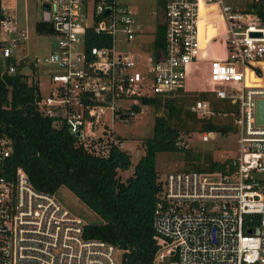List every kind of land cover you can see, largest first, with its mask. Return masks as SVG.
Masks as SVG:
<instances>
[{"label": "built area", "instance_id": "built-area-1", "mask_svg": "<svg viewBox=\"0 0 264 264\" xmlns=\"http://www.w3.org/2000/svg\"><path fill=\"white\" fill-rule=\"evenodd\" d=\"M36 1L42 5L40 21L51 26L55 38L54 49L34 62L55 67L48 73L49 93L39 92L36 103L52 128L65 126L96 153L107 145L123 146L102 122L106 113L111 126L129 124L137 114L134 104L142 112L140 99L176 96L194 68L206 62L212 86L206 93L230 106L217 114L232 120L238 153L225 173L172 171L158 178L154 263L264 264V121L258 123L257 113L258 103H264V0H166L163 46H155V29L148 73L137 69L134 51L119 48L141 34L130 6L116 0ZM218 31L226 55L208 58L204 42H213ZM0 33L6 37L0 41V60L6 62L28 33L4 10ZM89 33L108 35L110 46L87 47ZM16 70L8 66L9 74ZM190 112L204 119L216 115L209 100L195 101ZM100 125L103 136L94 138ZM201 138L208 142L214 133ZM176 146L189 149L183 135ZM11 154L10 138L0 135V264H121L122 250L86 239L87 222L56 194L36 190L22 168L9 172Z\"/></svg>", "mask_w": 264, "mask_h": 264}, {"label": "trees", "instance_id": "trees-1", "mask_svg": "<svg viewBox=\"0 0 264 264\" xmlns=\"http://www.w3.org/2000/svg\"><path fill=\"white\" fill-rule=\"evenodd\" d=\"M35 32L40 36L53 34L51 26L42 21L35 24ZM163 37L164 28L158 24L155 32L158 48L163 46ZM110 44L108 35L89 33L86 37L89 48ZM10 64L16 65L14 74L8 73ZM20 69L14 58L0 60V135H6L12 143V154L6 159L8 171L22 168L33 187L41 192L56 194L62 187L68 189L97 216V220L85 225L84 237L118 247L122 250L121 264H155L158 245L153 214L159 192L157 154L182 153L189 161L184 171L225 173L230 160L196 166L194 162L200 160V154L194 155L189 149L176 146L186 124L180 120L181 111L174 104L176 96L142 98L139 100L142 106L164 108L167 116H155L153 134L142 142L143 156L134 165L132 175L121 180L119 173L132 166L130 156L116 145H107L105 150L96 153L72 136L65 126L52 128L51 120L43 116L36 103L38 86L33 81L29 84ZM200 98L208 100L207 93H202ZM221 109L228 111L230 106L224 103ZM191 116L202 123V132L217 131L211 119L194 113ZM257 223L258 216H255L253 226Z\"/></svg>", "mask_w": 264, "mask_h": 264}, {"label": "rangeland", "instance_id": "rangeland-1", "mask_svg": "<svg viewBox=\"0 0 264 264\" xmlns=\"http://www.w3.org/2000/svg\"><path fill=\"white\" fill-rule=\"evenodd\" d=\"M119 4H127L131 6L135 14V19L138 26L145 23V17L140 13L137 15L136 6L142 7L145 4L148 6L150 2L152 7L157 6L158 0H116ZM156 3V5H155ZM161 8V7H160ZM160 8L158 7L159 11ZM0 10L11 14L16 20L26 28L28 33L27 41L20 44L14 51V55L20 60L18 64L21 66L20 72L28 77V82H36L40 95L42 97L49 93L51 84L49 78V71L55 70V67L44 65L41 62L35 64V59L42 60L50 52L51 42L55 40L52 36H40L35 32V24L41 20L42 5L36 0H0ZM202 12V9H201ZM161 12H159L160 14ZM157 24L161 23V16L155 18ZM151 23L144 26L147 31H152L155 25L153 21H146ZM143 27V26H142ZM140 38V39H139ZM6 40V37L0 33V41ZM121 42V38H119ZM204 48L208 52V58H223L226 55V49L223 41V31H218L215 34L213 42H204ZM122 50L130 49L135 52L138 60L137 69L141 73H148L150 71V64L148 55L152 49V34L146 33L138 36L134 43L130 45L119 44ZM128 49V50H129ZM32 83V82H31ZM215 88H226L232 85L215 84ZM212 88L207 74L206 62L200 63L194 68L191 76L187 79L185 88L176 94L173 99L174 104L180 109V120L186 122L185 133H182L184 141L187 143L189 150L194 154H200V160L194 162L198 167H205L211 161L224 162L237 156L238 145L236 129L232 124L230 117H225L217 114L218 111H223L221 107L225 102L215 100L212 95L207 93L208 100L214 104L216 115L211 118V121L217 126V131H214V138L208 142L202 141L201 131L202 123L197 121L196 117L191 116L190 107L197 100H201L200 95L210 91ZM127 103V102H126ZM131 103V102H130ZM128 106V105H124ZM189 111V112H188ZM187 112L189 115H187ZM155 116H167L164 108L155 110L153 107L142 106V112L136 114L129 124H123L116 121L111 126L110 114L106 113L102 122L111 129L113 137L122 140V149L130 156L132 166L126 172H120L119 177L125 180L132 175L133 167L138 160L143 156L144 150L142 142L150 138L153 134L154 118ZM105 129L99 126L94 138L103 136L102 131ZM189 161H187L182 153H158L156 157V167L158 178L164 180L165 175L172 171L187 170ZM56 197L61 204L66 207L75 216L82 218L86 222H93L97 220V216L90 211L82 202H80L74 195H72L65 187L60 188ZM120 259V255H117Z\"/></svg>", "mask_w": 264, "mask_h": 264}, {"label": "crops", "instance_id": "crops-1", "mask_svg": "<svg viewBox=\"0 0 264 264\" xmlns=\"http://www.w3.org/2000/svg\"><path fill=\"white\" fill-rule=\"evenodd\" d=\"M158 2V4H157V6H155V7H152V5H150V4H152L151 2H150V4L148 5V6H146L147 4H145L144 6H142V7H138V6H136V11H137V15L139 16L140 15V13L145 17V23H144V25H142V26H138V24H137V27H138V30L140 31V35L142 36V34H148V33H150L151 32V34H152V36L154 35V32H155V29H156V27L158 26V24H157V22L155 21V18L157 19V16L158 15H160L161 16V21H162V15H163V9H164V5H165V2H166V0H158L157 1ZM124 5H127V4H124ZM155 5H156V3H155ZM129 6V5H128ZM131 7V6H130ZM158 7L160 8V11H159V9H158ZM159 12H161L160 14H159ZM153 21L154 20V22H155V25H154V29L152 30V31H147L145 28H144V26H146L147 24L148 25H150L151 23H148V22H146V21ZM140 35H138V36H140ZM136 38H138V37H136ZM140 39V38H139ZM135 41H136V39H135ZM14 59L16 60V62L17 63H19L21 60H23V59H18L15 55H14ZM122 149V148H121ZM123 150V149H122Z\"/></svg>", "mask_w": 264, "mask_h": 264}, {"label": "water", "instance_id": "water-1", "mask_svg": "<svg viewBox=\"0 0 264 264\" xmlns=\"http://www.w3.org/2000/svg\"><path fill=\"white\" fill-rule=\"evenodd\" d=\"M51 48L54 49V44L52 45ZM132 110L137 114L141 113V107L137 104H134L132 106ZM257 113H258V123L262 124L264 121V103L263 102L258 103Z\"/></svg>", "mask_w": 264, "mask_h": 264}, {"label": "bare ground", "instance_id": "bare-ground-1", "mask_svg": "<svg viewBox=\"0 0 264 264\" xmlns=\"http://www.w3.org/2000/svg\"><path fill=\"white\" fill-rule=\"evenodd\" d=\"M248 75V74H247Z\"/></svg>", "mask_w": 264, "mask_h": 264}]
</instances>
